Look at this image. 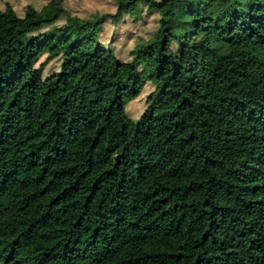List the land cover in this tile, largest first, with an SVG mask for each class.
<instances>
[{"label":"trees","instance_id":"trees-1","mask_svg":"<svg viewBox=\"0 0 264 264\" xmlns=\"http://www.w3.org/2000/svg\"><path fill=\"white\" fill-rule=\"evenodd\" d=\"M0 264H264V0L0 7Z\"/></svg>","mask_w":264,"mask_h":264},{"label":"rangeland","instance_id":"rangeland-1","mask_svg":"<svg viewBox=\"0 0 264 264\" xmlns=\"http://www.w3.org/2000/svg\"><path fill=\"white\" fill-rule=\"evenodd\" d=\"M49 0H0V7H4L6 3L12 4L19 14L23 13L26 5L32 4L37 8L43 7ZM65 7L72 13L81 17H89L95 12L113 11L115 7V0H63ZM154 16H149L146 24L135 25L130 20L123 22L119 26L106 25L103 39L108 42L115 36L114 43L118 55L123 59H130L129 50L139 34H144L146 31L151 30L154 26ZM117 29V30H116ZM116 30V31H115ZM115 33V35H114ZM56 63H51L48 69H53ZM154 90V86L150 81H147L143 91L140 95L127 103V115L137 121L147 106V97Z\"/></svg>","mask_w":264,"mask_h":264}]
</instances>
